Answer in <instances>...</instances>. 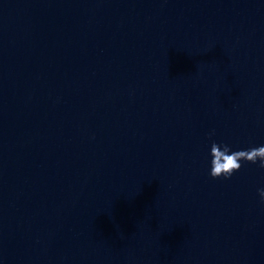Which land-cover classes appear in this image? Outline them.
Wrapping results in <instances>:
<instances>
[{"label": "water", "instance_id": "1", "mask_svg": "<svg viewBox=\"0 0 264 264\" xmlns=\"http://www.w3.org/2000/svg\"><path fill=\"white\" fill-rule=\"evenodd\" d=\"M213 142L264 146V0H0V264H264Z\"/></svg>", "mask_w": 264, "mask_h": 264}, {"label": "clouds", "instance_id": "2", "mask_svg": "<svg viewBox=\"0 0 264 264\" xmlns=\"http://www.w3.org/2000/svg\"><path fill=\"white\" fill-rule=\"evenodd\" d=\"M214 134V131L210 132L209 137ZM213 149L217 151L214 152ZM209 155L211 157L209 174L213 178L223 177L226 180L231 178L241 168L242 162L258 164L259 168L264 169V146L255 147L247 151H233L225 143L213 142ZM258 194L261 202H264V187L258 189Z\"/></svg>", "mask_w": 264, "mask_h": 264}]
</instances>
